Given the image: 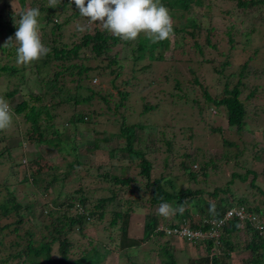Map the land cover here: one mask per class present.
Instances as JSON below:
<instances>
[{
	"label": "rangeland",
	"instance_id": "374dc122",
	"mask_svg": "<svg viewBox=\"0 0 264 264\" xmlns=\"http://www.w3.org/2000/svg\"><path fill=\"white\" fill-rule=\"evenodd\" d=\"M30 1L33 0L25 1V7L31 6ZM38 5L39 3H34L33 7L38 8ZM57 12L60 16L53 18L52 22L47 24L44 23L40 12L42 41L51 49L50 53H52L54 37L57 40L55 41L57 46L66 43L70 47L79 41L82 34L92 31L94 26L92 22L82 16L64 22L65 18L74 12V8L69 5L64 9L57 7ZM183 12L186 15L185 18H172L174 37L171 40L161 41V44L160 42L155 43L157 46L154 50L153 68L141 69V66L149 60L147 53L140 58L141 60L133 63L130 58L131 46L123 44L121 39L118 43L111 44L107 54L104 53L96 58L86 49L81 51V55L88 56L85 63L94 67L90 72L91 79L85 78L82 83H89L96 93L83 103L75 105L64 103L52 110L53 121L61 133L58 137L59 141L54 137L49 143L36 144L27 140L29 123H25L22 116L18 114L14 115L13 125L10 129L0 131V205L11 204L9 198L11 199L13 195L22 206L33 204V212L26 215L29 219L19 225L18 234L20 236H16L18 234L15 235L11 231H9L10 234L3 236V244L0 245V259L7 260L0 264H23L21 259L11 258V255L25 246L26 235L24 232L28 229L32 232L33 246H38L42 236L49 234V231L56 234L52 230V225L56 224V220L53 219L60 214L59 211L53 209H58L59 205L65 201V194L76 197L84 194L88 196L89 205L87 207H92L100 196L112 195L107 187L115 190V198L107 206L108 211L105 216L99 219L97 215H94L92 221L85 222L81 231L76 230L68 235V240L73 244L72 252L74 253L71 258L79 257L81 250H89L92 245H95L100 254L97 261H93L92 264H159L160 259H165L161 253L163 251L162 244L169 241V243L174 242L170 246V254L174 256L175 264H198L201 258L207 255L205 247L198 241L202 238L206 239V237L188 241L179 235L166 237L165 234L164 236L151 234L148 239L145 238L143 225L145 215L148 213L157 214L159 219L157 229L159 230L163 226L178 223L180 219L175 215L171 218H164L158 214L157 205H150L149 198L152 188L144 187L146 178L140 173L138 164L140 158L135 157L133 152L136 150L143 153L144 157L151 162L152 178L160 175L167 176L173 179L175 187H201L206 190L204 201L199 203L200 207H197L194 214L190 215L185 222L191 224L192 221L199 219L203 222L209 219L211 216L208 217L206 214L210 213L208 202L212 198L207 194V190L213 191L216 187H222L232 178L234 181L231 189L237 196H243L251 202L255 200L261 207L264 206L262 198H260L261 191L264 192V177L259 172L264 168V165L252 162H257L256 155L264 143L261 133L257 131L250 134L258 141L256 146L251 147V144L243 142V140H249L251 136L246 131L242 132L240 146L244 150L238 158V163H227L226 160L216 159L219 158L220 150L213 143L220 138L211 129L217 125H221L223 128L227 126L225 113L221 112L222 114L219 115L218 108L209 103L203 109L206 106L205 103L201 106L205 111L198 115L199 109L191 102L195 93L200 94L203 88L212 97L219 98L223 96L226 85L228 89L235 85L238 79L237 73L227 76L226 73L216 74L212 71V66L216 65L219 58L220 60L223 58L219 57L221 51L223 53L228 51L232 58L231 62L234 61L233 68L228 67L227 71H234V69L238 71L237 66L247 60L248 54H252L251 61H248L249 70L244 69V73L248 74L242 75L241 83L250 84L251 87L257 86L260 96L252 100L247 99L248 87H242L239 84L238 88L242 89L240 97L245 103L250 101L253 103L249 107V115L256 116L255 125L257 127L264 126V113H262L264 76H260L264 71V6L257 4L239 7L235 0H201V4L191 3L189 10H183ZM20 14V0H0V15L5 17L4 21H1L2 25L8 19L9 25H15L17 31ZM187 16L200 23V27L195 29L194 35H190L186 31L187 29L175 32V27L180 26V22L189 30L192 29ZM55 22H61L62 26L60 30L52 31L51 25ZM77 25H85L87 30L81 33L77 31ZM207 28L210 29L211 42L216 45V50H212L214 54H210V56L216 60L202 65L198 63L200 55L198 49L194 47V42L202 44L203 56H207L210 50L205 45ZM4 36L5 32L1 31L0 43L3 42ZM13 38L15 40V33ZM162 42H164V48L161 50L159 45H162ZM15 44L14 41L13 46ZM11 49L14 48H8V50ZM218 50L220 51L217 52ZM252 51H257V53L254 55ZM9 54L11 55L6 56L0 52L2 57H0V63L7 62L15 64L19 68L24 67L22 70L24 80L20 85L23 92L33 88L32 82L37 76L38 69L41 75L47 79V75L53 70L52 63H60V60L51 59L48 65H43L41 61L45 59V56L31 65H20L17 63L16 50L10 51ZM114 54H116L121 67L117 63L108 64L109 57H113ZM177 59L182 63L175 66L174 62H177ZM189 62L190 68L187 65ZM170 67L177 73L180 89L175 88L177 82L172 75L166 78L171 73L169 72ZM191 69H197L196 75H200L199 84L193 81L192 77L195 73L191 72ZM66 77L69 78V76ZM126 79H130V85L125 87L122 83ZM65 80L71 88V83L66 78ZM19 81V74L10 76L1 74L0 95L15 88V83H19ZM123 87L129 92L124 99L118 94V91L123 90ZM187 91L190 92L188 100L183 96ZM82 92L89 93L85 88ZM104 96L105 99L102 98ZM21 97V93H17L11 99H5L9 104L14 105L20 101ZM145 106L152 107L145 109ZM92 110L94 112L88 122L67 129L66 121L72 113L79 111L87 113ZM130 125H132L133 135L129 143L133 151L126 148L128 144L126 137L121 134V128ZM62 130L64 133L67 132L66 135L62 133ZM262 133L264 137V131ZM51 135L49 134V136ZM114 148L115 151H113ZM198 148L199 151L193 159L191 155ZM77 155H79L77 160L80 161L78 164L75 161ZM213 158L217 162L216 167H206L205 171L208 175L204 178L200 164ZM99 165H101L100 169ZM184 166L190 167L196 173V179L190 178L189 174L185 172ZM37 169L45 173L41 176L45 180H49L52 176L57 178L55 184L50 186L47 191L41 190V186L36 190L32 189L28 184L29 179L32 180V176L29 177V175ZM248 170L259 172L256 174L254 186L251 185L254 175ZM105 172L130 177L132 182L130 186L119 188V186H114L103 180ZM97 173L101 176L99 177ZM233 174L237 176L233 177ZM244 174L246 178L243 181L239 175ZM3 183L8 186L4 187ZM61 183L62 187L60 188ZM80 189L83 190L81 194L77 192ZM187 205L190 207L192 204L188 202ZM61 206L66 207L65 205ZM200 209L206 213L200 215ZM113 210H127V236L139 243H135L131 247L120 246L121 231L118 226H109V221L112 218L110 211ZM23 211L22 213H24ZM67 212L75 214L77 211L72 207ZM8 218L14 221L15 215L12 214ZM8 218L0 211V225L9 223ZM260 234L264 236L263 232ZM248 235H245L243 231L232 233L231 241L235 246L237 240L243 241L244 244L246 236H250ZM14 241H17V244H13ZM213 241L216 246L219 245L217 237H213ZM159 253L162 255L160 256ZM213 253L221 256L217 248L213 249ZM51 255L55 257L58 255L57 241L52 245ZM231 255L230 259H226V264H247L255 256V253H251L249 249L240 251L237 249L236 252H231ZM262 262L264 264V258Z\"/></svg>",
	"mask_w": 264,
	"mask_h": 264
},
{
	"label": "trees",
	"instance_id": "16d2710c",
	"mask_svg": "<svg viewBox=\"0 0 264 264\" xmlns=\"http://www.w3.org/2000/svg\"><path fill=\"white\" fill-rule=\"evenodd\" d=\"M25 1L26 0H20V11H24L28 9V7H25ZM236 4L239 7H246L249 5H257L261 4L264 6V0H235ZM34 3H39L38 8L40 12L42 13V17L44 19V23H50L52 22L53 18H57L60 16V14L57 12L56 8H49L48 7V0H38V1H30L31 6L29 8H33ZM161 3L168 8L171 17H178V18H185L186 15H184V11L189 10V4L196 3L201 4V0H184V1H175V0H161ZM71 6L74 8V12L70 14L68 17L65 18L64 22H67L68 19H73L77 16H80L79 10L76 8L75 4H71L70 0H63L62 4L58 6L60 9H64L67 6ZM8 15L11 16V14L8 13ZM3 16L0 15V32L4 31L5 36L3 39V42L0 43V52L5 54L6 56H9L10 51L16 50L17 45L14 44V33L15 25L11 26L9 25L8 19L5 21V23L2 25L1 21H4ZM187 19L190 20L189 26L192 28L189 30L186 26L183 25L182 22H180V26L175 27V32L186 30L190 35H194L195 29H198L200 27V23L196 22L194 18L187 16ZM94 26L92 27L93 30L90 32H86L82 34L79 38V41L72 44L70 47L66 43H61L60 46H57L55 44V37L52 39L54 42V45L52 46V53H49L46 55L45 59L41 61V64L48 65L49 61L52 60H60V63H52L53 70L51 73L47 75V79H45V76L41 75L40 70L37 71V76L33 79L32 89L23 90L20 88L21 83H23L24 80V73L22 66L21 68L17 67L15 64H9L7 62L0 63V75H20V81L19 83H15V88L8 90L3 93L4 98L11 99L14 95L17 93H21L22 97L20 101L17 103H14L12 106V111L15 114H18L22 116V119L25 123H29V129H28V135H26L27 140H30L36 144L40 143H49L52 142L53 137L58 138L60 136V130H58L54 123V115L52 113V110L64 103H70L72 105L83 103L84 101H88L93 97V95L96 93L93 88L89 85V83H82V81L85 78L91 79V70L94 68L90 66L89 64L85 63V60L88 59L87 55H81V51L84 49L90 51L94 58L101 56L102 54H107V52L111 48V44H116L119 42L120 38L116 37L109 32L105 31L99 23H93ZM62 26V23L55 22L51 25L52 31L54 30H60ZM210 28V27H209ZM207 28V36H205V45L206 47H209L208 55L203 56V48L202 44L198 43L197 41L194 42L195 49H198V53L200 55V59L198 60L199 64L205 65L211 62H214L216 58H211L210 54H214L212 50H216L215 43L211 42V38L209 37V31L210 29ZM9 37H12L13 41L8 45L4 46L5 42L8 40ZM123 44L130 45V52L131 56L130 58L133 60V63L138 62L141 60L140 58L144 56L145 53L148 54V62L144 63L141 66V69H150L153 68V60L155 56V43H153L151 40H149L147 37H145L143 34L138 38L136 42H126L123 41ZM161 44V42H160ZM164 42H162V45H159L161 47V50L164 48L163 46ZM9 47H12L14 49L8 50ZM9 51V52H8ZM218 50L217 52H219ZM14 53V52H13ZM252 53L255 55L257 51H252ZM247 60H244L242 63H240L237 68H239L238 71L234 69V71H227V68L230 69L233 68L234 61L231 62L232 58L228 51H225L223 53L221 51L219 57H223L222 60H218L215 66H212V71L216 74H224L226 73L227 76L231 75L233 76L234 73L238 74V79L233 87L230 89L226 88L224 89V94L222 97L216 98L212 97L208 91H206L205 88L202 89V92L199 94L198 92L195 93V96L192 97L191 102L197 106L199 109V114L205 110L208 103L213 104L216 108H218V113L221 115V112L225 113L226 116V122L227 126L223 128L221 125H217L215 128H212L211 130L216 132L220 139L215 140L214 146L216 148H219V160H226L227 163L233 162L238 163V158L240 155H242L244 148L240 146V137L243 131H246L248 135L253 134V132L259 131L261 133L262 138L264 131V126L261 125L257 127L255 125L256 123V116L252 115V117L249 115V107L253 104L251 101L248 103H245V101L240 97V94L242 93V89H239V84L242 87L247 86L248 87V93H247V99H254L258 96H260V93L258 92V87L253 86L249 84H243L241 83V77L244 74V69L249 70L250 64L248 61H251V57L253 55L248 54ZM1 57V56H0ZM2 58V57H1ZM160 59H162V56H160ZM192 59V58H191ZM195 60V58H193ZM113 63H117L119 67H121L119 61L116 58V54L113 55V57H109L108 64L110 65ZM182 61H179L177 59V62H174L175 66L178 64H181ZM55 64V65H54ZM38 65V64H37ZM188 68H190V62L187 64ZM186 65V66H187ZM37 67V66H36ZM180 70V69H179ZM170 74L166 76L168 78L169 76H173V79H175V88L180 89L179 87V78L176 75V71L170 67ZM191 72L195 73V75L192 77L193 81L195 83H200V75H196L197 69H191ZM47 74V73H46ZM119 74V72H117ZM201 74V73H200ZM66 76H69L67 78ZM260 76H264V71ZM68 80L69 83H71V88L66 84V80ZM178 78V79H177ZM122 85L125 87L130 85V79H126L123 81ZM123 87V90H119L118 94L121 95V98L124 99L129 94V92ZM86 89L89 91L88 94H85L82 92L83 89ZM26 92V95L24 93ZM185 99H189L190 92H186L184 95ZM105 99V96L102 97ZM103 99V100H104ZM7 100V99H6ZM206 106L203 107L202 105ZM152 106H145V109L150 108ZM262 110L264 113V107H262ZM93 110L88 111L87 113H83L82 111L72 113L67 121L66 125L68 126L67 129L75 128L78 124H82L85 122H88V120L93 115ZM261 113V112H260ZM251 119V120H250ZM254 122V123H253ZM144 125V124H143ZM142 125V126H143ZM227 131V132H226ZM64 135H66L67 132H63ZM49 134H52L49 136ZM121 134H124L126 137L127 145L126 148L130 151H133L132 147L130 146L129 140L133 135L132 125L125 126L121 128ZM251 138L246 141L243 140L244 143L251 144V147H254L258 144V141L250 135ZM261 138V140H262ZM59 141V138L57 139ZM107 140V139H106ZM61 142V141H60ZM264 142V140H263ZM61 144V143H60ZM112 151V150H111ZM115 151V148L113 149ZM199 151V148L195 150V152L191 155L193 159H195V154ZM135 157L140 158V162L138 163L140 166V173L143 175L144 178H146L145 182V188L151 187L150 192V198L149 202L151 206H158L162 202H168L173 204L174 207H179L183 205L184 211L183 214H180L177 212L175 216H177L180 219V223L176 224H170L166 225L168 226H179L185 223L187 218H189L190 215L194 214V212L197 210V207L199 206V203L201 201H204V192H206L205 189L200 188H179L175 187L174 181L171 177H154L151 176V168L152 164L151 162L146 159L143 155V153L136 151H133ZM79 155L76 156L75 161H77V164L80 162L77 160ZM258 158L257 162L252 161L253 163L259 164L262 163L264 165V143H262L260 152L256 155ZM255 158V157H254ZM183 163V162H181ZM203 164H200V168L202 169V175L204 178L207 177V172L205 171L206 167L213 166V168L216 167V161L213 159H210V161H204L201 162ZM185 172L189 174L191 179H196V173L191 170L190 167L184 166ZM98 168H101V165L98 166ZM204 169V170H203ZM42 170V169H41ZM248 172L253 173V177L251 180V185L254 186V180L256 177V174L259 172L262 173L264 177V168L260 170L259 172H255L254 170H248ZM45 173H42L38 171V169L33 173L29 175V177L32 176V180L29 179L28 184L33 189L40 188L43 191H47V189L54 185L57 181V178L55 176H52L49 180H45L43 176ZM97 175L100 177L101 175L97 173ZM233 177L237 175H232ZM241 180H245L246 175H239ZM103 180H106L110 182V184L114 186H119V188L130 186L132 179L130 177H124L116 174H110L108 172H105L103 174ZM232 178V177H231ZM234 179H230L226 182V184L222 187H216L213 189V191L207 190V194L212 198L208 203L210 207L214 206V213H208L206 216L213 218H220L223 215L224 211L227 210H233V214L231 219H226L225 223L222 225L221 228L222 232L220 233V236L218 237L220 240V243L218 246L215 245L213 238H202L199 239L198 243H202L207 251V255L199 261L198 264H226V259L231 258V252H236L237 249L240 251L241 249H249L251 250V253H255V256L249 260L247 264H263L262 260L264 258V236L261 235L259 230L254 226V219L261 221L264 219V206H260L257 201H248L243 196H237V194L231 189V185L233 184ZM63 183V181H62ZM62 183L60 185V188L62 187ZM4 187L8 186L6 183H3ZM6 190V188H5ZM107 190H110L112 195L111 196H100L96 200V204L92 205V207H87L89 205L88 203V196H85L84 194H81L83 192L82 189L78 190L77 192L81 195L79 196H70V194H65V201L61 203V206L59 205L58 209L55 208L53 210L59 211V216L54 218L53 220H56V224L52 225V230L56 234H52L51 231H49V234L46 236H42L41 241L38 243V246H33L32 242L34 239L32 238V232L30 229L28 231L24 232L26 235V244L25 246L16 251L15 254L11 255V258H19L22 260L23 264H91L93 261H97L99 257V251L95 247V245H92L89 250H81L80 256L73 259L71 258V255L74 253L72 252L73 244L70 243L68 240L69 234L75 232L76 230L81 231L83 228L85 222L92 221V218L94 215H97L99 219H102L105 214L108 211L107 206L114 200L115 198V190L111 189L110 187H107ZM260 190V189H259ZM7 191V190H6ZM261 191V190H260ZM11 194V192H9ZM262 196V202L264 205V192L261 191ZM13 195V194H12ZM12 199V200H11ZM10 203L8 206H2L0 205V211L1 214L5 217H9L12 214L15 215V218L12 221L10 218L9 223H5L0 225V245L3 244V236L6 234H10L11 232L18 234L19 225L26 221V219H29L26 215L29 214L33 209V204H27L26 206H22L20 203H18L15 199V196L11 197ZM190 202L192 205L189 207L187 203ZM74 207V209L77 211L75 214H70L67 212L70 210V208ZM242 208L243 213H245L243 219H239L238 216H236V209ZM66 208V209H64ZM90 208V209H89ZM22 210H24L22 213ZM33 212V211H32ZM112 218L109 221L110 227L118 226L119 230L121 231L122 237L120 246L121 247H131L135 243H139V241L135 239H131L127 236V227H126V218L128 217L127 210H113L110 211ZM206 212L203 209H200V215H204ZM250 214V216L248 215ZM253 217V218H252ZM144 236L148 239L151 234L159 235V236H168L163 226L160 230L157 229L159 219L157 217V214H150L148 213L145 215L144 218ZM52 220V221H53ZM14 222V224H13ZM10 227H12L10 229ZM192 228H199L203 231H206L210 224L203 222L201 219L197 221H192L191 223ZM11 231V232H9ZM238 231H243L246 236V242L243 244V241L237 240L236 246L231 241L232 233H237ZM23 234V235H24ZM16 236H20L19 234ZM169 236H173L172 234H169ZM48 238V239H47ZM144 238V237H143ZM58 242V255L52 256L51 255V248L52 245L55 242ZM174 242L169 243V241H166L163 243V251L161 252L165 259H160L159 264H175L174 256L171 255V249L170 246ZM13 244H17V241H14ZM217 248V251L221 253V256L218 254L213 253V249ZM260 251V253H258ZM161 254V255H162ZM128 255V253H126ZM160 255V253H159ZM160 255V256H161ZM7 259H0V262H5ZM194 264V263H193Z\"/></svg>",
	"mask_w": 264,
	"mask_h": 264
},
{
	"label": "clouds",
	"instance_id": "9594fccd",
	"mask_svg": "<svg viewBox=\"0 0 264 264\" xmlns=\"http://www.w3.org/2000/svg\"><path fill=\"white\" fill-rule=\"evenodd\" d=\"M62 2L63 0H48V7L56 8ZM70 2L75 4L80 16L92 23H99L105 31L126 42H136L142 34L153 43L171 40L175 35L171 14L161 0H70ZM40 15L37 7L28 8L20 14L14 40L17 45V63L20 65H31L43 59L51 51L42 41ZM86 30L85 25H77V31L83 33ZM12 41V37H9L4 46H8ZM13 117L14 113L9 102L0 96V131H6L12 127ZM157 211L160 216L171 218L177 212L183 214L184 207L183 205L174 207L171 203L162 202L158 205ZM209 211L214 213V206L210 207ZM226 212L224 211L220 218L213 217L205 220L210 227L206 231L200 229L207 234L204 237H217L220 243L218 237L222 232V225L226 219L234 217L231 215L225 218ZM212 220H223V222L217 227L216 233L208 235ZM257 221L254 219L256 228Z\"/></svg>",
	"mask_w": 264,
	"mask_h": 264
},
{
	"label": "built area",
	"instance_id": "2783aa9c",
	"mask_svg": "<svg viewBox=\"0 0 264 264\" xmlns=\"http://www.w3.org/2000/svg\"><path fill=\"white\" fill-rule=\"evenodd\" d=\"M236 216H238L239 218H243L245 213H243L242 208L240 207V209H236L235 211ZM233 214V210H227L225 218H227L228 216H231ZM253 218V217H252ZM223 222V220H219V221H214L212 220V227L208 233V235H213L214 233L217 232V227ZM257 227L259 232H263L264 233V219H262L260 222L257 221ZM166 234H172V235H179L182 238L188 240V241H194L196 239L202 238L204 236H207V234H205L203 231H201L199 228H192L191 225L188 222H185L182 225L179 226H166L163 228Z\"/></svg>",
	"mask_w": 264,
	"mask_h": 264
}]
</instances>
